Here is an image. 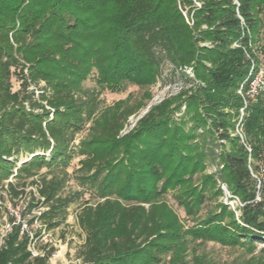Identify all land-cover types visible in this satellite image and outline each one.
<instances>
[{
  "label": "trees",
  "instance_id": "obj_1",
  "mask_svg": "<svg viewBox=\"0 0 264 264\" xmlns=\"http://www.w3.org/2000/svg\"><path fill=\"white\" fill-rule=\"evenodd\" d=\"M198 2L0 0V189L17 199L34 186L27 212L38 209L28 229L8 217L0 264H49L55 249L45 244L33 255L41 229L31 225L50 231L65 220L80 194H61L75 157L82 158L78 184L97 197L76 217L84 234L80 264H213L188 252L197 241L250 253L262 242L255 262L264 264V174L253 176L255 163H264V92L245 98V108L237 94L263 66L264 0ZM182 7L193 9L192 27ZM166 67V78L183 82L180 91L120 135L145 102L127 96L100 108L99 92L148 89ZM93 70L97 90L83 86ZM208 166L213 173H205ZM219 184L239 205L232 211L218 203L187 229L162 201L175 191L193 218L222 195Z\"/></svg>",
  "mask_w": 264,
  "mask_h": 264
},
{
  "label": "rangeland",
  "instance_id": "obj_2",
  "mask_svg": "<svg viewBox=\"0 0 264 264\" xmlns=\"http://www.w3.org/2000/svg\"><path fill=\"white\" fill-rule=\"evenodd\" d=\"M194 8H198L200 3L198 0H191ZM182 14L185 18L188 26L192 27V12L193 9L189 7H182ZM205 27H203L204 29ZM200 46L209 45L207 43L200 44ZM257 55L262 56L257 53ZM262 60V71L264 72V57H260ZM167 67L164 69L161 79L156 84L149 86V88H140L135 85H127L123 92L121 93H112L107 90H103L99 92L98 100L100 102V108L105 106H110L114 102L118 100H123L127 96L132 97L131 103H135L136 101H144L145 106L139 109L134 115L130 116L123 129L120 131V135L125 134L127 131L133 129L137 120L142 117L150 107L157 105L164 99H167L171 96L176 95L180 88H182L183 82L180 80H169L166 78ZM188 73H191L190 70H187ZM18 86V81L13 78L12 79V88L16 90ZM84 88L89 90H97L96 86V71L93 70L89 79L83 84ZM150 93V98L148 100H143L142 96L146 92ZM237 94L242 98L243 108L246 107L247 102L245 101V97L241 92V88L237 91ZM243 109L239 112V119L243 115ZM180 114L175 115V119H178ZM87 130L80 133L77 140L74 142V146L78 145V142L86 135ZM235 134L240 138L241 142H243V138L236 125ZM247 152H250V148L248 146L245 147ZM82 159L80 157H75L69 167L67 168V172L69 174V179L62 190V196H74L76 193H80L76 199L69 204L67 207V211L65 214V220L60 223L56 228L45 231L43 227L40 226V222L34 221L31 225V230H39L41 229L40 236L33 240L30 245V250L33 255L38 253V250L43 247L45 244L52 246L55 251L49 260V264H80V260L77 257L78 251L83 244L84 234L81 232L80 228L77 224V214L79 212L80 207L84 203H88L90 205L96 203L97 197L93 188L89 186H80L78 184L77 179L80 174L77 171L79 168V160ZM22 160V159H21ZM249 162L252 163L249 158ZM253 164V163H252ZM258 166V172L254 173V178L262 177L264 174V163L263 161L255 163ZM19 165V164H18ZM252 169V166L250 167ZM213 166H208L205 173L210 174L214 172ZM199 175L195 176V183ZM10 181V180H9ZM14 182V180H12ZM219 189L222 192V195L217 198H208L202 207L197 211L196 215L191 218L187 217L184 214V210L181 206L178 205L174 195L175 191L169 190L167 194L162 196V201L171 208L174 214L178 217L180 223L187 229L194 224L198 223L200 219H203L207 216L208 213L214 212L217 210V204L222 203L228 205L230 210H234L236 206L239 205V201L236 198L232 200L231 195L224 184H219ZM6 189V186H4ZM4 189H0L1 201L0 205L2 206V212L0 214V240L1 237L5 234L6 225L8 224V217L14 218V220L18 223L22 224L23 229H28L27 221L31 220L33 217L38 215V209H32L31 212L28 211L29 204L32 202L31 197L36 198V192L34 186H28L24 193L19 196L17 199L10 198ZM263 246L262 242L256 243V248L253 252H248L245 247H223L219 244L213 242H204L199 243V241L195 242V244L190 246L188 252H192L191 248H193L196 252V255L199 257L204 256L207 260L211 261L213 264H259L255 262L256 258L263 257V253L260 251V248ZM191 255V254H190ZM189 255V256H190Z\"/></svg>",
  "mask_w": 264,
  "mask_h": 264
},
{
  "label": "built area",
  "instance_id": "obj_3",
  "mask_svg": "<svg viewBox=\"0 0 264 264\" xmlns=\"http://www.w3.org/2000/svg\"><path fill=\"white\" fill-rule=\"evenodd\" d=\"M264 92V72L259 69L252 72L250 79L247 82L244 96L247 99L254 100L260 93ZM10 230L9 225H6L5 233Z\"/></svg>",
  "mask_w": 264,
  "mask_h": 264
}]
</instances>
